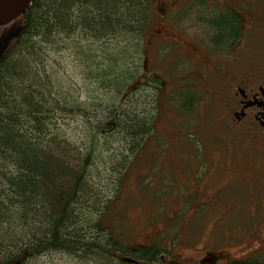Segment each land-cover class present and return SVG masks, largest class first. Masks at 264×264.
<instances>
[{"label":"rangeland","instance_id":"rangeland-1","mask_svg":"<svg viewBox=\"0 0 264 264\" xmlns=\"http://www.w3.org/2000/svg\"><path fill=\"white\" fill-rule=\"evenodd\" d=\"M159 1L151 0V3ZM162 1L183 3L185 0ZM209 2L211 5L217 3ZM241 2L251 6L243 10L260 12L264 0ZM258 22L249 19L247 25L251 33H247V38L249 35L257 38ZM157 30L163 41L175 40L180 44L167 43L176 48L178 55L168 49L158 52L155 58L157 43L149 40L145 52L132 58L142 65L147 75L155 71L154 76L162 77L164 86L159 93L160 102L156 103L157 95L151 82L130 102L121 98L122 105L137 109L140 114H154L157 105L153 135L140 141L141 148L138 147L137 152H131L132 142L117 132L107 135V142L96 147L90 155L89 207L103 212L106 217L109 215L111 225L120 229L130 245L153 244L159 250L165 249L167 254H164L172 262L196 261L205 250H225L231 260L240 259L246 254L247 248L242 243L250 230L238 229L240 224L236 220L243 213H234L225 205L230 204L236 193L242 192V186L247 189L252 184L249 178L237 173L239 164L251 157L234 150L235 142L218 122L217 105L209 99L210 87L216 93L211 74L209 76L212 63L192 37L194 35L200 45L202 42L207 47L198 28L187 22L175 30L166 23L159 25L154 18L144 38ZM84 43L86 41L80 40L79 45ZM115 47L113 42L108 43L110 53ZM85 50L88 49L71 46L61 51L47 48L36 56L37 63L27 56L22 57L29 71L32 69L39 74L50 88L51 98L60 101L65 109L55 115L54 123L62 131L63 143L69 144L65 158L71 163L70 167L80 164L82 154L87 153L90 146L91 126L97 119H103L107 106L115 103L113 92L96 83L95 69L82 62ZM192 55L200 59L198 65L190 59ZM203 74L206 77H202ZM179 90L195 98V105H191L192 110L186 116L178 113L177 102L167 101L170 92L175 93H171L175 99ZM257 258L264 264V251ZM94 262L55 253L33 259L28 264Z\"/></svg>","mask_w":264,"mask_h":264},{"label":"trees","instance_id":"trees-1","mask_svg":"<svg viewBox=\"0 0 264 264\" xmlns=\"http://www.w3.org/2000/svg\"><path fill=\"white\" fill-rule=\"evenodd\" d=\"M153 15L151 0H32L14 20L18 33L0 57V264H28L55 253L94 264H181L153 244L130 245L109 215L88 204L90 155L107 142L105 137L120 133L137 152L140 141L153 135L157 105L147 115L121 103V98L128 103L139 97L148 82L160 102L162 77L146 80L142 65L132 58L145 52ZM225 30L219 28L216 35ZM80 40L86 43L80 46ZM112 42L116 47L110 53ZM68 46L88 49L82 62L95 69L96 83L112 91L115 102L91 126L90 146L77 167L66 160L69 144L54 123L55 115L65 112L62 103L51 98L50 88L22 58L37 63L36 56L47 48ZM183 92L175 99L170 92L167 101L177 102L178 113L186 116L195 98Z\"/></svg>","mask_w":264,"mask_h":264},{"label":"flooded vegetation","instance_id":"flooded-vegetation-1","mask_svg":"<svg viewBox=\"0 0 264 264\" xmlns=\"http://www.w3.org/2000/svg\"><path fill=\"white\" fill-rule=\"evenodd\" d=\"M213 1L217 3L211 5L209 0H185L183 3L160 0L152 4V23L155 18L159 25L166 23L179 30V27L191 22L203 35L207 47L202 42L200 45L194 35L192 37L212 63L209 76L211 74L216 93L212 87V93H208L209 99L217 105L218 122L229 139L235 142L234 150H241L245 157H251L249 161L239 164L237 173L249 178L252 184L247 189L242 186V192L236 193L230 204L225 205L234 213H243L236 221L240 224L238 229L250 230L245 233L242 243L247 248L246 254L240 259L231 260L225 250H205L196 261L186 264H219L224 259L221 263L257 261L259 253L264 251V23L260 22H264V3L260 12H249L243 8L251 6L241 0ZM250 18L259 21L256 39L252 35L247 38V33H251L247 25ZM13 22L0 26L2 40L17 30ZM219 28L226 29L223 36L216 35ZM162 39L158 30L149 37V40L157 43L155 58L158 52L168 49L177 54L176 48L173 45L169 47L167 43L180 44L175 40ZM190 59L195 65L199 64L200 59L196 56L192 55ZM169 60L170 63L174 62L170 57ZM144 74L146 80L152 76L147 75L145 70ZM202 77H206V74Z\"/></svg>","mask_w":264,"mask_h":264},{"label":"water","instance_id":"water-1","mask_svg":"<svg viewBox=\"0 0 264 264\" xmlns=\"http://www.w3.org/2000/svg\"><path fill=\"white\" fill-rule=\"evenodd\" d=\"M32 0H14L13 6L10 10L0 16V26L10 23L17 19L24 11L30 8ZM18 30L11 32L5 39L0 38V57L8 46L11 39L15 38ZM125 262H130V259H124Z\"/></svg>","mask_w":264,"mask_h":264},{"label":"bare ground","instance_id":"bare-ground-1","mask_svg":"<svg viewBox=\"0 0 264 264\" xmlns=\"http://www.w3.org/2000/svg\"><path fill=\"white\" fill-rule=\"evenodd\" d=\"M13 4L14 0H0V16L7 13Z\"/></svg>","mask_w":264,"mask_h":264}]
</instances>
